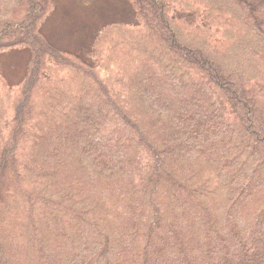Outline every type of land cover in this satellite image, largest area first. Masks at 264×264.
<instances>
[{
    "label": "trees",
    "instance_id": "16d2710c",
    "mask_svg": "<svg viewBox=\"0 0 264 264\" xmlns=\"http://www.w3.org/2000/svg\"><path fill=\"white\" fill-rule=\"evenodd\" d=\"M122 1L83 56L0 0V264H264V0Z\"/></svg>",
    "mask_w": 264,
    "mask_h": 264
},
{
    "label": "rangeland",
    "instance_id": "374dc122",
    "mask_svg": "<svg viewBox=\"0 0 264 264\" xmlns=\"http://www.w3.org/2000/svg\"><path fill=\"white\" fill-rule=\"evenodd\" d=\"M53 8L40 26L41 33L62 51L88 56V46L103 25L132 23L131 7L122 0H52ZM88 49V50H87ZM29 53L20 48L0 55V74L16 90L25 76Z\"/></svg>",
    "mask_w": 264,
    "mask_h": 264
}]
</instances>
